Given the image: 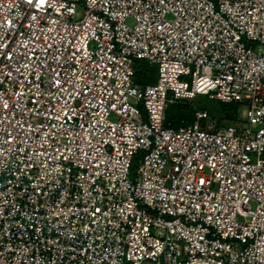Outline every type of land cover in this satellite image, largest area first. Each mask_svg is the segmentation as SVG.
Instances as JSON below:
<instances>
[{
	"label": "built area",
	"instance_id": "2783aa9c",
	"mask_svg": "<svg viewBox=\"0 0 264 264\" xmlns=\"http://www.w3.org/2000/svg\"><path fill=\"white\" fill-rule=\"evenodd\" d=\"M0 264H264V0H0Z\"/></svg>",
	"mask_w": 264,
	"mask_h": 264
},
{
	"label": "trees",
	"instance_id": "16d2710c",
	"mask_svg": "<svg viewBox=\"0 0 264 264\" xmlns=\"http://www.w3.org/2000/svg\"><path fill=\"white\" fill-rule=\"evenodd\" d=\"M156 79V68L153 65H149L143 60H137L135 63V80L141 85L154 83ZM189 101V100H187ZM187 101H178L170 104L164 111V123H170L176 127L180 124L181 120L191 121L194 117V112L199 109H195L192 104H188ZM221 103L224 117L227 120L235 119V108L232 103ZM219 124V122L217 121Z\"/></svg>",
	"mask_w": 264,
	"mask_h": 264
},
{
	"label": "rangeland",
	"instance_id": "374dc122",
	"mask_svg": "<svg viewBox=\"0 0 264 264\" xmlns=\"http://www.w3.org/2000/svg\"><path fill=\"white\" fill-rule=\"evenodd\" d=\"M187 101V100H185ZM188 104H192L195 109H203L206 110L208 115L214 121H218L220 126L223 125H237V121L234 120H227L224 117V112L222 111L221 103L217 100L209 99L203 95H197L195 98L190 99L187 101ZM235 108V116L239 111V105L232 103ZM135 170V167H133Z\"/></svg>",
	"mask_w": 264,
	"mask_h": 264
}]
</instances>
